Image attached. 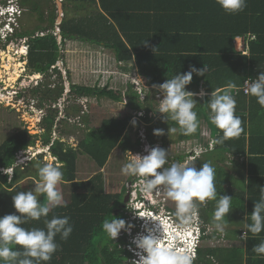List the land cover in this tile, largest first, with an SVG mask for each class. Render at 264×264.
<instances>
[{
    "label": "trees",
    "instance_id": "obj_1",
    "mask_svg": "<svg viewBox=\"0 0 264 264\" xmlns=\"http://www.w3.org/2000/svg\"><path fill=\"white\" fill-rule=\"evenodd\" d=\"M6 1L0 0V5H5ZM43 1L19 0L20 7L28 8L36 14L39 22L34 30L16 32L13 37L27 39L25 66L30 74H39L45 79L55 75L60 77L56 64L63 62L62 47L65 41L69 40L111 50L115 60L120 63L134 61L138 75L144 80L143 83L150 87L151 94L159 92L153 85L162 84L166 78H171L176 73L184 74L190 67L200 69L206 66L208 72L210 71L202 76L203 78L194 74L191 83L186 86V90L193 93L203 89L207 96L200 103L201 106H206L211 92L223 88L227 81L233 80L237 83L238 89L235 93L238 94L234 95L237 102L236 115L241 118L243 132L237 138L213 145L210 150L207 148L200 158L195 160L197 169L202 167L204 162L211 161L217 171L218 197L227 195L233 198L234 209L226 217L230 224L222 240L226 245H219V241L214 245V240L220 235L214 231L207 233L206 226L210 227L212 224L215 201L202 204L200 217L204 222L206 234L200 242L195 264H264V258L257 257L252 251L255 244L264 240V232L257 237H252L250 233L247 238L239 237L246 231L244 224L250 220L244 216L246 209L243 197L240 200L228 185V173L224 166V162L228 160L227 156L238 157L245 154L246 148L248 151V124L252 129L253 118L264 111V107L259 105L254 97L244 96V101H239V97L245 94L244 81L260 65L264 66V0H247L244 11L235 15L226 14L216 0H179V11L164 6L160 13L154 0H62V16L57 25L54 10L47 15L44 13ZM46 21V26H42ZM55 27L58 29L56 34ZM235 37L249 39L248 55L235 54L232 44ZM176 45L179 48L175 49ZM204 52L207 57H204ZM219 75L225 78L219 79ZM51 83L42 81L31 92L38 100L37 107L46 111L41 123L44 130L41 135L42 144L47 147L49 145V153L64 163L63 183L70 185L71 193L69 203L53 208L48 214V219L53 215L68 216L73 225V232L67 241L56 238L60 248L48 264H84L85 261H88V264H122V260L128 261L130 257L123 248L126 241L120 238L112 241L113 245L106 244L107 236L102 230V224L105 219H110V216L121 217V214L115 215L114 210L123 196L104 193V184L99 173L88 180L76 181V160L78 155H86L101 169L115 147L122 151H134L140 142H133L125 132L129 116L103 120L97 129L86 128L84 137L77 141L75 149L59 139L51 141V132L58 113L54 104L61 98L64 90L63 84H53L51 87ZM69 93L73 94L75 99L90 97L122 102L128 109L142 112L143 124L148 126L146 138L152 143L162 141V137L166 135L164 133L155 136L154 130L175 126L174 122L169 120L166 123L163 119L152 124L148 116L150 113L160 115L156 112L157 107L152 104L149 93L140 101L132 85H127L125 92L110 90L107 87L70 85ZM79 112V109H74L72 116L77 117L75 114ZM197 115L199 122L202 118L206 119L214 138L222 135L200 108L197 109ZM30 137L27 131L22 129L5 138L0 144V169L10 167L18 152L33 146L34 141ZM198 137L199 127L197 132L190 136L175 134L177 141ZM181 160L180 156L174 159L176 162ZM37 162L41 165L46 163L42 161V156H37L23 170L18 166L13 172L11 183L0 173V181L4 185V188H0V217L8 214L18 215L12 206V195L22 189V182H29V186H33L32 181L38 182ZM31 165L34 166L33 170L28 169ZM23 226L43 228L44 224L41 220ZM119 245H122V248L117 250ZM110 247L113 250H110Z\"/></svg>",
    "mask_w": 264,
    "mask_h": 264
},
{
    "label": "clouds",
    "instance_id": "obj_2",
    "mask_svg": "<svg viewBox=\"0 0 264 264\" xmlns=\"http://www.w3.org/2000/svg\"><path fill=\"white\" fill-rule=\"evenodd\" d=\"M216 2L230 15L238 14L247 7V0ZM21 8L14 0H7L5 5H0V41L7 43L13 39L20 17L17 10ZM27 52L26 45V52L20 55L24 61ZM206 72V66L201 69L190 67L184 74L176 73L171 78H166L162 84L153 85V88L159 90L153 95L163 96L156 112L163 115L166 123L170 120L175 124L168 128V135L190 136L197 132L200 122L194 97L203 98L205 93L187 91L186 86L191 83L194 74L199 77L205 76ZM29 77H32L30 73ZM36 81L33 88L40 83ZM130 85L138 96L145 97L149 93L150 87L138 80L131 79ZM236 89L237 83L229 80L223 88L210 94L207 102L209 120L222 132L221 136L210 141L212 145L237 138L244 130L241 118L236 115L237 102L232 95ZM244 90L264 107V71H261L255 80H245ZM18 97L20 98H15ZM153 135H164V130L156 129ZM49 148L50 146L43 149L45 152L37 153L35 158L47 154ZM144 151L147 155L127 152V162L120 171L123 176L140 178V191L137 190L139 197L130 206V215H125L127 222L110 215V219L103 221L102 230L107 236L105 243L113 245L112 241L123 238L126 241L123 248L130 255L129 264H195L200 242L206 234L204 222L200 217V206L215 201L209 231L224 236L230 224L226 217L234 209L233 198L227 195L218 197L216 168L211 161H207L197 169L195 160L200 154H192L195 167L193 162L187 161L170 163L169 151L159 146H145ZM47 161L42 165L37 162L39 180L33 190L17 191L12 195V206L18 215L8 214L0 217V264H48L60 248L56 238L67 241L73 232V225L68 216L53 215L48 219V214L53 208L64 205L63 195L57 190V186L64 182L62 169L65 165L50 153ZM23 163L25 162L19 164L15 158L10 167L1 168L0 172L9 178L7 181L11 183L13 172ZM245 182L247 188V181ZM142 191L147 194L148 199L143 196ZM259 192V199L254 203L251 215L247 216L250 222L244 224V238H247L249 233L252 237H257L264 232V187H261ZM42 196H46L47 204L38 202V198ZM169 200L175 204L176 217L168 206ZM169 214L171 220L168 219ZM41 220L43 228L23 226ZM252 251L257 257L264 258V240L255 244ZM84 264H88V261Z\"/></svg>",
    "mask_w": 264,
    "mask_h": 264
},
{
    "label": "rangeland",
    "instance_id": "obj_3",
    "mask_svg": "<svg viewBox=\"0 0 264 264\" xmlns=\"http://www.w3.org/2000/svg\"><path fill=\"white\" fill-rule=\"evenodd\" d=\"M14 2L20 6L19 0H14ZM61 3L62 0H44L42 4L43 11L46 13V15L47 13H50L51 10H54L56 15V25L59 23L62 16ZM20 13L21 14L16 25V32L24 30L31 31L39 25L36 14L32 13L30 10H28V8H21ZM46 24L47 21L44 22L42 26H46ZM56 33L57 28L55 27L54 34ZM58 41H60V38ZM26 45V38H13L7 43L0 41V101H2V104L0 105V144L5 140V138L22 129H25L27 134L31 136L30 139L34 141L33 146L21 151V153H23L27 158H20L19 161L25 162L23 163L24 165L22 164L19 167L20 170H23L26 165H29L31 162L29 160H34L33 158H35L36 154L43 152V149L47 147L42 144L41 138V135L44 133L41 123L46 111L45 109H39L37 107L38 100L34 98L31 92V90L34 89L32 86L35 85L36 80L40 81L39 84H41L42 81L49 83L51 81V87L53 84L57 86L60 83L63 84L62 86L64 87L61 98L56 104H54L58 109V113L55 119L53 130L51 132V141L59 139V141H64V143L70 147H76L77 141L84 137L86 128L97 129L103 120L122 119L126 116L130 117L125 130L126 134L133 142L136 140L140 142L139 147L136 150L131 151L132 154L139 153L141 155H147V153L144 151L145 146H159L160 148L169 151L170 163L176 162L174 159L180 156L182 157L180 162H193V166H195V163L192 160V154L195 153L198 155L200 154V151L204 152V150L200 149L206 147V143L211 141L210 138L205 137V123L202 120L200 124L199 137L197 139L177 141L175 139V134L168 135V128L162 127V129L165 130L164 133H166V135L162 137V141H156L153 145H151V143L147 141L146 138V129L148 126L145 125L146 123L143 124L144 120L142 112L132 111L128 109L122 102H113L107 99L96 100L95 98L90 97L75 99L74 95L72 94V96L69 93L70 85L88 87L96 86L99 88L107 85V87H109L107 89L125 92L126 86L130 85L129 83H131V79H129V77L132 75L125 74V76L122 75V77L119 78L117 72H115V69H113V65V67H110V71H107L109 74L108 76H110V78H108V76H105L104 74L107 73L104 72V68L105 70L109 68L105 55H99V57H97L96 54L94 55L92 53H87L84 50L80 51V46H78L79 43L77 44L75 41L68 40L65 41L61 51L63 62L59 61L56 64L60 71V77L55 75L50 79H45L42 77V75L38 74L29 77L30 71L25 66L26 61H24V58L20 57L21 54L26 52ZM19 63H21L23 66L22 69H24V71L19 74V77L15 82H5L9 78L8 75L12 74V68ZM6 66L7 68H5ZM121 68L126 73L130 70L127 65H123ZM20 70L21 68H19L17 71L20 72ZM14 92L18 94L16 96H20V98L18 97L20 100L12 96ZM149 95L151 97L150 99L152 100V104L157 107L163 96L159 94L156 97V95L151 94V92ZM144 98L145 97H143V100ZM199 100L201 101V99ZM200 101H197V108H200L208 118V106H201ZM74 109L80 110L78 114H75L77 117L72 116ZM148 117L151 119V123L153 121V123H158L161 122L160 120H164L163 115L161 114L154 115L150 113ZM133 121H135V123H133ZM212 146L213 145L211 144V147ZM127 152L128 151H122L119 147H115L110 153L107 162L101 169H99L96 164L86 155H78L76 160V181L88 180L95 174L99 173L104 184V193L115 194L118 192H124V190L131 192L130 194L131 198H133V201H129L127 204L124 215H130V206L139 197L137 190L139 189L140 191L139 177H126L121 174L120 170L124 163L127 162L129 156ZM48 155L49 152H47V154H43V162H48ZM33 167V165L30 167L28 166V169H32ZM7 179L9 180V178ZM28 183L29 182L25 181L20 184L22 187L20 192H27L34 189L35 185L33 184V186H29L30 184ZM0 188H4V185L1 181ZM57 190L63 195L64 203H69L71 193L70 185H68V183L59 184L57 186ZM142 194L147 198V194H145L143 191ZM152 195L150 198H152ZM38 202L47 204L46 196L38 198ZM168 206L170 210L173 211V213H176L174 202L169 200ZM175 219L177 220V218ZM209 228V226H206L207 233L211 232L209 231ZM223 238L224 237L220 235L216 240H214V245L218 241L219 245H224L225 243L222 241ZM121 246L122 245L117 246V249H121ZM125 262L126 264H129L128 261L125 260Z\"/></svg>",
    "mask_w": 264,
    "mask_h": 264
},
{
    "label": "crops",
    "instance_id": "obj_4",
    "mask_svg": "<svg viewBox=\"0 0 264 264\" xmlns=\"http://www.w3.org/2000/svg\"><path fill=\"white\" fill-rule=\"evenodd\" d=\"M154 2L159 7V13H160L164 6L171 7L173 9V11H179L178 2H181V1H179V0H154ZM187 6H188V4H187ZM248 40L249 39L247 37H235L234 38L232 44H233V50H234L235 54H237V55H239V54L248 55V52H249L248 51V48H249ZM75 43H77V44L79 43L78 46H80V51L84 50L87 53H92L94 55L96 54L97 57H99V55H105L107 58V63L109 65V68L106 70L104 68V72H107V71L109 72L110 67H113V65H114L115 68L113 67V69H115V72H117V75L119 76V78H121L122 75L125 76V74L132 75L131 77H129V79H135V80H138L139 82H141L142 84H144L143 83L144 80L138 75L137 68H136L134 61H130L128 63H123V62L120 63V62H117L115 60L111 50L105 49V48L98 46V45L88 44V43L79 42V41H75ZM174 48L176 49L179 47L176 45ZM205 48H210V47H205ZM204 57H207V54L205 52H204ZM205 62H206V59H205ZM123 65H127V67L130 68L129 72L126 73L125 71H123V69L121 68V66H123ZM200 65H202V63H200ZM203 67L204 66H202V68ZM121 71H123V72H121ZM261 71H264L263 65H260L257 70H254L253 73L250 75V77H248L247 80H255L259 76ZM108 72L104 73L105 76L109 75ZM209 73H210V71L208 72V70H207L206 74H209ZM231 74H232V72H231ZM31 75H35V74H31ZM200 77H202V76H199V78ZM222 77H223V75L222 76L219 75V79L225 78V76L223 78ZM108 78H110V76H108ZM202 83H203V80H202ZM102 87H107V85H104ZM107 88H109V87H107ZM201 91H203V89L199 90V92H201ZM236 94H238V92L237 93H235L234 91L232 92L233 96ZM206 96L207 95L205 93L203 98H201L199 96H195L194 98L201 99L200 103H202L204 97H206ZM244 96H248V95L244 94L243 96H240L239 101L240 100L244 101ZM156 97H157V95H156ZM138 98L141 101L142 95L138 96ZM157 109H158V105H157ZM81 115H82V113H81ZM202 120L205 123V129H206L205 130V137H208L212 140L214 138V136H212L211 129L208 126L206 119H203V118L200 119L199 133H200V124H201ZM153 122H152V124H153ZM248 127H249L248 128L249 133H247V135H246V139H250V142H248V151L246 148L245 154L242 156H238V157H232V156L228 157L227 156L228 160H226L224 162V166L226 167V171L228 173V179H227L228 185L230 186L232 191L235 192V194L240 198V200L243 197L244 207L246 209V212L244 215L245 218L247 216L251 215L253 208H254V203L258 201L259 196H260L259 189L261 187H264V111L262 112L261 115L258 114L257 116H255V119L253 118L252 124H251L252 129H250L249 124H248ZM62 142H64V141H62ZM150 143H151V145H153L155 142H153V143L150 142ZM210 145H211V143L208 142V143H206V147H204L203 149H200V150H204V152L206 151L207 148H208V150H210L212 148V147H210ZM48 147H49V145H48ZM72 148H75V147H72ZM128 152H131V151H128ZM204 152L200 151V156ZM200 156H199V158H200ZM75 180H76V178H75ZM245 181H247V185H246L247 188H245V184H244ZM32 182L34 185L37 183L36 181H32ZM242 191L244 193H241ZM115 194H120V192L115 193ZM242 235H240L239 237L243 238Z\"/></svg>",
    "mask_w": 264,
    "mask_h": 264
},
{
    "label": "flooded vegetation",
    "instance_id": "obj_5",
    "mask_svg": "<svg viewBox=\"0 0 264 264\" xmlns=\"http://www.w3.org/2000/svg\"><path fill=\"white\" fill-rule=\"evenodd\" d=\"M21 67H23V66H21ZM131 192H129V191H127V190H124V192L122 193V192H120V194H122L123 195V198L126 196V195H128V200H127V202H123V201H121L120 203H117V205H116V208H115V210H114V213H115V215H120L121 214V217L120 218H122V219H124L126 222H127V218H126V216L124 215L125 214V209H126V206H127V204L129 203V201H131V200H133V198H131L130 199V194ZM123 198H122V200H123ZM121 234H122V231H121V233L119 234V236H121ZM118 240V239H117ZM116 241V240H115ZM112 248L110 247V250H111ZM117 250H119V249H117ZM120 256H124L123 254H120ZM121 263L122 264H126V262L125 261H121Z\"/></svg>",
    "mask_w": 264,
    "mask_h": 264
},
{
    "label": "bare ground",
    "instance_id": "obj_6",
    "mask_svg": "<svg viewBox=\"0 0 264 264\" xmlns=\"http://www.w3.org/2000/svg\"><path fill=\"white\" fill-rule=\"evenodd\" d=\"M4 56V55H3ZM15 60V59H14ZM13 62V61H12ZM12 65V64H11ZM22 65H21V63H19L18 65H16L15 67H13L12 68V70H13V72H12V74H9L8 76H9V78H8V80L7 81H5V82H15L17 79H18V77H19V74L20 73H22L23 71H24V69H22L23 67H21ZM4 67V66H3ZM5 68H7V66L5 67ZM19 68H21V70H20V72L19 71H17ZM35 75H37V74H35ZM13 84V83H12ZM35 123V122H34ZM39 149V148H38ZM40 150V149H39ZM163 234H164V232H163Z\"/></svg>",
    "mask_w": 264,
    "mask_h": 264
},
{
    "label": "built area",
    "instance_id": "obj_7",
    "mask_svg": "<svg viewBox=\"0 0 264 264\" xmlns=\"http://www.w3.org/2000/svg\"><path fill=\"white\" fill-rule=\"evenodd\" d=\"M17 13L19 14L20 13V9H18L17 10ZM21 14V13H20ZM57 32H58V29H57ZM1 38H4V37H1ZM234 92H235V90H234ZM243 92L246 94V92H245V90H244V87H243ZM16 95H17V93L16 92H14L13 94H12V96L15 98L16 97ZM158 96V95H157ZM144 96H142V98H143ZM19 99V98H18ZM158 99H159V97H158ZM20 100V99H19ZM13 102V101H12ZM41 111V110H40ZM210 147H211V145H210ZM20 158L21 159H25V158H27L23 153H21V151L20 152H18L17 153V155H16V162H18L19 164H21L22 163V161H19L20 160ZM1 170V169H0ZM3 172V171H2ZM168 219L169 220H171V215L169 214L168 215Z\"/></svg>",
    "mask_w": 264,
    "mask_h": 264
},
{
    "label": "water",
    "instance_id": "obj_8",
    "mask_svg": "<svg viewBox=\"0 0 264 264\" xmlns=\"http://www.w3.org/2000/svg\"><path fill=\"white\" fill-rule=\"evenodd\" d=\"M60 22V21H59ZM59 24V23H58ZM127 200H128V195H126L124 198H123V202L125 203V202H127Z\"/></svg>",
    "mask_w": 264,
    "mask_h": 264
}]
</instances>
